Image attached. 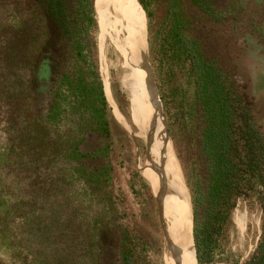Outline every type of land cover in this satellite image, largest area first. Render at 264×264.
<instances>
[{"label": "trees", "instance_id": "1", "mask_svg": "<svg viewBox=\"0 0 264 264\" xmlns=\"http://www.w3.org/2000/svg\"><path fill=\"white\" fill-rule=\"evenodd\" d=\"M94 1L28 0L43 36L19 89L26 113L21 123L12 117L7 142L0 145V264H72V251L59 249L53 239L57 209L73 206L75 182L114 203L111 113ZM139 1L152 18L148 2ZM184 29L174 23L150 54L194 204L198 262L221 258L216 250L223 245L230 212L244 198L260 206L262 231L241 264H264V131L233 72ZM93 133L100 145L83 149ZM96 223L86 246L90 264H152L136 233L101 216Z\"/></svg>", "mask_w": 264, "mask_h": 264}, {"label": "rangeland", "instance_id": "2", "mask_svg": "<svg viewBox=\"0 0 264 264\" xmlns=\"http://www.w3.org/2000/svg\"><path fill=\"white\" fill-rule=\"evenodd\" d=\"M128 1L139 21L141 16L146 22L149 53L151 45H158L174 23L183 25L185 35L200 42L210 58L233 72L241 94L250 100L254 115L264 131V0H146L152 18L147 16L139 0ZM96 21L104 88L107 79L110 83L105 93L111 113L110 159L113 171L109 190L114 203L99 200L90 194V190L86 192L82 184L75 182L71 194L73 206L57 209L59 224L53 240L59 249L73 252L70 254L72 264H90L91 254L86 249L90 244L88 236L101 216L108 223L136 233L148 247L146 255L152 264H167V241L172 223L165 215L170 229L165 235L154 189L159 180L153 176L148 145L140 137L134 118V101L121 79L124 59L111 28L104 38L102 54L97 16ZM42 36L39 17L28 0H0V145L7 142L12 117L18 116L21 123L26 113L19 89L28 78L30 55L36 51ZM100 142L99 134L93 133L82 147L92 150ZM179 164L186 180L180 160ZM160 203L162 206L161 199ZM261 217L257 202L240 198L230 212L223 245L216 250L221 258L216 256L218 259L213 264H241L248 259L260 238ZM78 245L80 249H76Z\"/></svg>", "mask_w": 264, "mask_h": 264}, {"label": "bare ground", "instance_id": "3", "mask_svg": "<svg viewBox=\"0 0 264 264\" xmlns=\"http://www.w3.org/2000/svg\"><path fill=\"white\" fill-rule=\"evenodd\" d=\"M130 4L128 0H95V9L101 28V51L104 54L103 41L108 28H111L116 35L115 41L124 59L122 83L125 84L134 101L133 112L140 137L148 145V159L150 158L151 161L153 176L159 180H157L158 185L154 187L156 199L157 202H160V199L162 201L160 210L164 222L166 223V215L172 223L167 241L169 253L166 256V263L199 264L193 238L190 189L187 187L173 139L167 129L162 102L150 81L147 63L149 53L147 25L141 16L139 21L134 7ZM107 87L109 90L108 79L107 86L105 83L106 92ZM126 123L136 137L129 123L127 121ZM144 174L148 175V172L144 171ZM170 175L171 179H169ZM174 250L175 260L173 261Z\"/></svg>", "mask_w": 264, "mask_h": 264}, {"label": "water", "instance_id": "4", "mask_svg": "<svg viewBox=\"0 0 264 264\" xmlns=\"http://www.w3.org/2000/svg\"><path fill=\"white\" fill-rule=\"evenodd\" d=\"M95 2V1H94ZM96 11V10H95ZM96 16H97V13H96ZM98 19V18H97ZM99 24V23H98ZM147 63H148V69H149V74H150V81H151V84L155 86L156 88V91L158 92L159 94V89H158V86H157V82H156V77H155V73H154V70H153V66H152V62H151V58L149 56V53H148V56H147ZM124 69V67L122 66V70ZM123 72V71H122ZM160 97V96H159ZM161 100V98H160ZM162 102V101H161ZM163 105V104H162ZM163 111H164V108H163ZM168 125V123H167ZM168 127V126H167ZM168 131H169V127L167 128ZM170 132V131H169ZM171 134V133H170ZM188 187V186H187ZM189 189V187H188ZM190 192V191H189ZM190 196H191V192H190ZM191 200H190V206H191V221H192V228H193V238H194V242H195V237H194V223H195V215H194V204H193V200H192V196L190 197ZM158 203V207H159V215H160V221H161V225L163 227V231L165 233V235H167V225L166 223L164 222V219L162 217V213H161V205H160V202H157Z\"/></svg>", "mask_w": 264, "mask_h": 264}]
</instances>
